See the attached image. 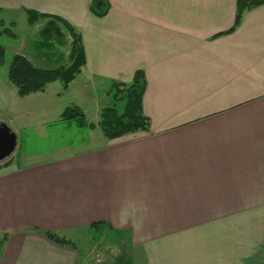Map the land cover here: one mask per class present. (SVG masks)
<instances>
[{"label":"crops","instance_id":"obj_1","mask_svg":"<svg viewBox=\"0 0 264 264\" xmlns=\"http://www.w3.org/2000/svg\"><path fill=\"white\" fill-rule=\"evenodd\" d=\"M91 5L109 9L97 17ZM25 10L67 22L85 64L66 89L24 98L0 74V124L16 135L0 161V264H264V4L217 38L236 0H0L11 30L53 23L29 25ZM13 38L12 55L35 68L70 65V36L63 58L32 32ZM137 70L148 132L105 140L83 129L82 147L12 157L19 128L43 134L54 121L49 96L72 97L96 123L111 81L130 84ZM95 230L103 239L87 240Z\"/></svg>","mask_w":264,"mask_h":264},{"label":"trees","instance_id":"obj_2","mask_svg":"<svg viewBox=\"0 0 264 264\" xmlns=\"http://www.w3.org/2000/svg\"><path fill=\"white\" fill-rule=\"evenodd\" d=\"M264 4V0H236V11L233 25L227 31L215 35L217 38L233 33L241 24L243 15L254 8ZM109 9L106 5L102 10L90 7L91 13L97 17H103ZM27 22L33 25L39 18H48L53 23L59 24L70 36V49L68 60L70 65L54 70L35 68L25 57L13 55L7 68V80L17 90V95L24 98L30 94L44 92L50 83L60 81L62 89H66L69 83L79 74L85 64L81 36L64 20L50 15L39 14L32 10H25ZM13 23L6 25L0 20V37H14L11 30ZM6 51L0 45V66L4 64ZM146 90V79L143 71L137 70L130 84L111 81L105 95L111 99V105L104 107L98 114L96 123L86 120L84 113L75 105L66 107L61 115L60 122L75 125L80 129L98 128L105 140H113L125 135L138 132H148L150 121L143 114L142 101ZM121 105V110L118 106ZM1 167V166H0ZM98 225V224H97ZM51 241L62 245L71 246L72 243L54 233L45 234ZM3 239L0 240V255Z\"/></svg>","mask_w":264,"mask_h":264},{"label":"rangeland","instance_id":"obj_3","mask_svg":"<svg viewBox=\"0 0 264 264\" xmlns=\"http://www.w3.org/2000/svg\"><path fill=\"white\" fill-rule=\"evenodd\" d=\"M50 26H38L34 29L29 30L25 21H17L16 27L12 29L14 37H20L23 34L31 33L33 38L38 39V43L43 47L54 48L57 50L58 58H63L60 54L69 46V36L68 33L57 23H49ZM16 41L13 37L2 36L0 38V45L4 44L6 48V55L4 59V64L0 66V74L5 73L11 57L13 56L10 51L12 46L16 45ZM16 55V54H15ZM73 98L70 96H65L64 98L58 100L53 96H49V101L52 102V110L50 115L54 118L43 134H38L32 128H19L17 133L18 138V148L12 157H15V161L19 157H32L30 161H38L43 159L42 155L51 154L57 148L65 145H70L74 148H79L85 145L87 140L86 132L83 129L76 127L75 125L66 126L64 123L60 122L58 115H53L54 111L60 112L65 106H71ZM64 106L62 109L61 107ZM121 110V105L118 106ZM6 117V114L2 116ZM101 231H92L85 235L87 240L97 242L103 238ZM111 234V233H110ZM109 233H105V238L110 237ZM109 255L115 254V248H109Z\"/></svg>","mask_w":264,"mask_h":264},{"label":"water","instance_id":"obj_4","mask_svg":"<svg viewBox=\"0 0 264 264\" xmlns=\"http://www.w3.org/2000/svg\"><path fill=\"white\" fill-rule=\"evenodd\" d=\"M16 148V135L5 124H0V161L8 157Z\"/></svg>","mask_w":264,"mask_h":264}]
</instances>
